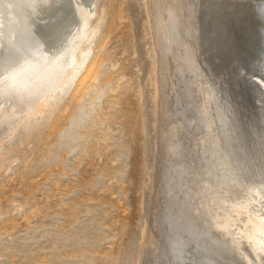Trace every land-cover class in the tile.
I'll return each instance as SVG.
<instances>
[{"label": "rangeland", "instance_id": "374dc122", "mask_svg": "<svg viewBox=\"0 0 264 264\" xmlns=\"http://www.w3.org/2000/svg\"><path fill=\"white\" fill-rule=\"evenodd\" d=\"M220 1L97 0L85 54L0 135V264H165L188 240L206 252L192 264H243L199 202L202 106L227 115L250 164L261 127L235 34L214 24ZM175 2L181 27L164 13Z\"/></svg>", "mask_w": 264, "mask_h": 264}, {"label": "bare ground", "instance_id": "6f19581e", "mask_svg": "<svg viewBox=\"0 0 264 264\" xmlns=\"http://www.w3.org/2000/svg\"><path fill=\"white\" fill-rule=\"evenodd\" d=\"M220 2L215 3L219 15L214 24L222 31L235 34L242 58L237 73L248 76L249 87L258 103L255 107L261 127L253 145L255 154L247 153L253 154L249 157L253 162L250 164L248 160L243 161L241 147L234 145L236 141L229 134L227 115L216 109L212 117L202 106V117H199L206 133L200 139L207 142L209 163L206 164L212 168L204 173L206 178L199 190L202 195L199 202L206 209L204 224L209 223L208 232L218 231L220 237L226 238L227 246L243 264H264V0ZM172 4L176 5V2L166 8L163 6L164 13L171 19L168 23L177 27L182 25L179 24L182 21L180 15L184 12L180 10V18L177 17L175 13L179 10L175 11ZM97 12V0H0V95L17 92L14 101L7 107L4 105L0 113V135L20 117L21 110L37 100L53 78L67 65L82 58L88 40H91L88 35L91 24L97 21ZM161 23L158 20L155 26L158 44L170 27L168 23H165L166 27ZM177 208L180 207L177 205ZM202 239L198 236L196 242ZM181 242L171 243L168 253L176 262L183 263L185 244L179 245Z\"/></svg>", "mask_w": 264, "mask_h": 264}, {"label": "water", "instance_id": "95a60500", "mask_svg": "<svg viewBox=\"0 0 264 264\" xmlns=\"http://www.w3.org/2000/svg\"><path fill=\"white\" fill-rule=\"evenodd\" d=\"M244 65L245 66H248V64H245L244 62ZM242 79L244 80V82H246V85L248 84L249 80L248 78L242 74H240ZM248 86V85H247ZM249 87V86H248ZM168 197V196H167ZM163 227V230L165 232V235H164V246L166 245V241H167V236H168V225L163 223L162 225ZM192 247H194V244H192L191 241H188L187 244L185 245L184 249H183V253H182V257L184 262L183 263H180V261L176 262L171 255H169L167 249L164 248L162 254H161V260L163 261V263L165 262V264H192V259H191V255L192 256H195L197 258L199 257H202L206 252L203 251L202 248H200L198 251L196 249H192ZM196 250V253H194L193 251ZM211 264V263H210Z\"/></svg>", "mask_w": 264, "mask_h": 264}]
</instances>
